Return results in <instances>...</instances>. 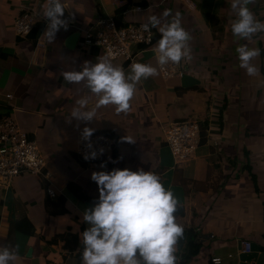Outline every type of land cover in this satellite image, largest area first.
Instances as JSON below:
<instances>
[{"label":"crops","instance_id":"0c3cea01","mask_svg":"<svg viewBox=\"0 0 264 264\" xmlns=\"http://www.w3.org/2000/svg\"><path fill=\"white\" fill-rule=\"evenodd\" d=\"M48 2L0 0V106L38 143L68 211L60 212L58 198H48L47 182L36 177L22 176L12 189L0 192V246L16 249L13 264H81L80 239L87 227L82 213L95 202L78 198L67 185L72 183L85 197L97 200L98 188L90 177L102 170V163L103 170L151 171L173 192L176 222L196 229L202 246L189 262L177 256L176 246L177 264H213L215 257L222 264H264V31L250 40L235 38L233 0H61L67 29L61 28L50 41L43 35L47 21H39L45 28L35 45L30 35L16 33L15 23L28 10L43 16ZM247 7L264 23V0H249ZM122 8L126 12L118 15ZM165 10L169 16L163 15ZM177 13L191 36L189 57L183 59L184 77L165 79L154 53L134 48L132 63L150 64L158 75L136 85L130 108L116 112L112 105L103 106L87 122L68 118L79 107V99L87 98L91 108L97 97L85 96V82L70 84L63 73L105 57L80 39L75 49H68L71 35L79 33L82 38L83 31L101 18L121 19L127 25L147 23L155 15L161 20L153 28L157 44L159 28ZM241 44L261 49L253 60L259 75L250 77L239 67L236 48ZM111 62L130 74L132 63ZM186 120L198 121L202 131L195 157L176 165L164 130ZM85 127L115 138L114 153L97 162L80 159L77 139ZM30 226L34 234H24ZM68 237L74 251L65 248ZM240 240L253 243L250 255H238Z\"/></svg>","mask_w":264,"mask_h":264},{"label":"clouds","instance_id":"9594fccd","mask_svg":"<svg viewBox=\"0 0 264 264\" xmlns=\"http://www.w3.org/2000/svg\"><path fill=\"white\" fill-rule=\"evenodd\" d=\"M249 0H233L231 7L236 19L231 25L235 38L250 40L256 33L264 31V23L255 18L247 7ZM65 5L61 0H49L42 15L47 21L43 33L50 41L55 40L57 32L67 29L63 18ZM164 16L170 11L165 10ZM161 24L155 16H149L142 25L144 31H150ZM160 39L157 42V64L164 66L169 62L179 64L189 57L191 36L181 25L180 14L164 27H160ZM239 67L250 77L260 74L259 66L253 63L261 49L241 44L236 48ZM117 53L109 51L96 63L84 62L79 71H65L63 78L70 84L85 82V96L95 95L96 104L89 108L88 99L81 98L68 116L80 121H91L97 109L112 105L116 112H126L130 108L136 85L142 80L158 75L156 67L150 64L134 62L130 65V74L126 76L121 66L114 65L111 58ZM92 130L85 127V139ZM89 157L86 156L85 159ZM96 158V153H91ZM91 173V180L97 185L96 202L83 211L82 219L87 225L81 234V264H177L176 245L183 237L184 228L176 222L177 200L172 191L165 189L160 177L151 172L128 168L103 170ZM17 251L10 246H0V264H13Z\"/></svg>","mask_w":264,"mask_h":264},{"label":"built area","instance_id":"2783aa9c","mask_svg":"<svg viewBox=\"0 0 264 264\" xmlns=\"http://www.w3.org/2000/svg\"><path fill=\"white\" fill-rule=\"evenodd\" d=\"M138 11L141 8H137ZM45 18L34 10H28L16 20L15 28L19 36L26 37L31 34L35 25ZM145 23H129L118 27L113 17L101 18L93 27L84 30L80 38L87 48L101 50L104 55L109 51L117 53L111 61L132 63L134 48L145 47L154 53L157 58L155 33L153 28L144 31ZM159 66V65H158ZM161 75L165 79L184 77L185 70L183 59L179 64L169 62L159 66ZM12 99V95H7ZM202 125L195 120H186L172 123L164 130L165 142L172 152L176 165L188 164L196 155ZM117 148L115 138L104 134L92 133L87 139L83 133L78 136L76 153L82 160L89 162L100 161L105 155L114 153ZM96 153V158H91V153ZM88 156V159L85 157ZM22 176H31L47 182V194L51 199L61 197L60 191L54 183V176L47 170V161L38 143L32 139L19 123L11 117H0V192H7L14 187L15 181ZM210 240H215L210 235ZM207 245V242H203ZM238 255H250L253 252V243L249 240H240L237 243ZM229 258H234L233 254ZM213 264H222L219 257L212 258Z\"/></svg>","mask_w":264,"mask_h":264},{"label":"trees","instance_id":"16d2710c","mask_svg":"<svg viewBox=\"0 0 264 264\" xmlns=\"http://www.w3.org/2000/svg\"><path fill=\"white\" fill-rule=\"evenodd\" d=\"M126 12V8H122L118 11V15H122ZM117 22V26L118 27H124L126 26V24L122 23L121 19L116 20ZM45 28V24L44 23H39L37 24L34 29L32 30L31 34H30V38L34 40V44L36 45L37 43V39L38 36L40 34V31H42ZM138 48H145V47H138ZM4 110V109H3ZM3 110L1 109L0 106V117H8L9 113L7 111L6 114L3 113ZM67 188L70 192H72L73 194H75L78 198L82 199V200H86L89 202H96L95 199L93 198H89V197H85V195L83 194V192L81 191V189L79 187H77L76 185L69 183L67 185ZM46 189H45V194L46 196L49 198L48 194L46 193ZM60 205L62 206V210L60 211L62 214H67L68 211L65 209L64 204H65V198L64 197H59L58 198ZM26 220V219H24ZM31 229L29 231V233H24V234H28V235H33L34 234V228L33 226H30ZM197 237H198V232L196 229L194 228H188V229H184V233H183V237L178 241L177 243V248H178V255L180 256L182 259H184V261L189 262L190 260L194 259L195 257L199 256V254L201 253L202 250V246L201 244L197 243ZM67 239L66 242V249L67 250H71L74 251L75 248H73L72 244L70 243L71 241ZM74 244H78L79 243V239L77 236L74 237L73 239Z\"/></svg>","mask_w":264,"mask_h":264},{"label":"water","instance_id":"95a60500","mask_svg":"<svg viewBox=\"0 0 264 264\" xmlns=\"http://www.w3.org/2000/svg\"><path fill=\"white\" fill-rule=\"evenodd\" d=\"M79 39H80L79 33H75V34L71 35L66 41L67 48L71 49V50L75 49Z\"/></svg>","mask_w":264,"mask_h":264},{"label":"rangeland","instance_id":"374dc122","mask_svg":"<svg viewBox=\"0 0 264 264\" xmlns=\"http://www.w3.org/2000/svg\"><path fill=\"white\" fill-rule=\"evenodd\" d=\"M47 161V160H46ZM47 164H48V161H47ZM51 166V165H48V167Z\"/></svg>","mask_w":264,"mask_h":264}]
</instances>
